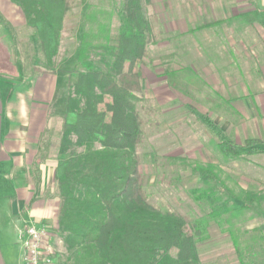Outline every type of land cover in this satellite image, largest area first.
Here are the masks:
<instances>
[{
    "label": "trees",
    "instance_id": "obj_1",
    "mask_svg": "<svg viewBox=\"0 0 264 264\" xmlns=\"http://www.w3.org/2000/svg\"><path fill=\"white\" fill-rule=\"evenodd\" d=\"M14 1L23 27L37 39L40 56L31 68L54 72L70 66L63 69L68 92L55 149L59 201L53 231L47 226L62 242L63 264H206L200 245L209 237V226L222 222L238 263L264 264L263 196L254 188L236 194L212 165L190 164L188 177L205 185L190 190L198 214L150 199L149 176L140 169L137 149L145 140L144 114L151 113L143 105L145 59L149 46L162 39V30L147 14L151 0H120L114 6L119 26L113 32L108 24L92 32L86 21L76 31L66 28L76 0ZM84 16L93 23L94 16ZM66 32L74 41L77 37L75 54L65 58ZM200 118L210 139H218L217 153L223 158L242 159L247 147L253 148L254 140L238 145L207 114ZM248 214L260 225L238 229L233 219Z\"/></svg>",
    "mask_w": 264,
    "mask_h": 264
},
{
    "label": "crops",
    "instance_id": "obj_2",
    "mask_svg": "<svg viewBox=\"0 0 264 264\" xmlns=\"http://www.w3.org/2000/svg\"><path fill=\"white\" fill-rule=\"evenodd\" d=\"M203 5L210 16L201 29L191 27L195 19L186 13L183 26L176 18L174 72L184 70L179 79L192 89H206V103L213 107L207 115L226 137L238 145L254 140V150L264 155V0L222 3L224 18L211 0L193 7ZM231 21H237V34ZM24 23L14 0H0V39L10 50L3 52L5 59L0 53V264H21L27 226L55 224L52 127L56 117H63L67 95L62 99L60 91L68 78L31 68L27 50L37 46V39ZM187 39L197 48L183 47ZM252 180L256 187L264 185L261 178Z\"/></svg>",
    "mask_w": 264,
    "mask_h": 264
},
{
    "label": "rangeland",
    "instance_id": "obj_3",
    "mask_svg": "<svg viewBox=\"0 0 264 264\" xmlns=\"http://www.w3.org/2000/svg\"><path fill=\"white\" fill-rule=\"evenodd\" d=\"M119 1L76 0L77 7L67 16L65 27L76 31L77 24L86 21L88 27L92 28V32H95L99 25L107 26V24L108 26L110 25V30L113 32L119 26L116 13L114 12V6ZM198 1L202 2V0H151L150 6H147V14L151 16V21L156 22V27L162 30V39L149 46V59H145L147 66L143 68V105L151 113L144 114L146 118L143 124L145 140L137 149L143 161L140 169L149 176V187H147V190L150 193L151 201L156 205L172 207L182 213L198 214L200 212L199 206L195 201V194L191 192H193L195 187H205V185L195 183L194 179L196 176L188 177L189 167L187 165L205 164L212 165V169L217 172L222 180L229 184L234 193L244 195L251 188L253 191L254 188L258 197L262 194L263 198L262 200L260 199V202L262 209H264V185L261 184L255 188L252 180L253 177L264 180V155L251 147H247L248 151H245L242 159H225L217 153L216 143L218 139L214 136L210 139L211 137L208 136L205 124L200 118L201 114L208 113L207 108H213L206 103L204 97L206 89H192L189 82L179 79L185 73L184 70L174 72L175 68H173V65L176 60L174 51L177 42H179L177 41L178 36L175 37V34H177L174 33L175 28L173 29L174 24L177 23L176 18L179 17V26H183L186 22L182 13H186L189 19H195V24L191 27L195 26L196 28L210 16L206 14V6L193 7ZM211 1L217 8L215 10L220 18H224V11L221 9L222 3L233 4L238 2V0ZM191 2L194 4L192 5ZM86 13L89 18L94 16V19H92L93 23H90L85 16L82 18ZM236 23L237 21H231L230 29H234L233 31L237 34L238 25ZM223 26H225V23ZM3 32L1 31V34ZM204 33L205 31H202V36H204ZM4 34L6 33L4 32ZM4 34L2 35L5 36ZM69 36H71V39ZM74 37L75 41L71 32L65 33L62 47V52L65 48L63 54L65 58L75 54L77 36L74 34ZM3 41L0 39V42H2L0 43V53L2 58L5 59L6 56L3 52H10V50L8 44ZM182 42L185 48H197L195 40L187 39V41L185 40L184 42L183 40ZM27 51L28 60L33 65L36 62V58L40 56L38 47L36 45L35 47L31 46ZM64 66L65 68L63 69L65 71L70 67L69 63L64 64ZM63 69L59 71L60 74H64L68 78ZM187 75L190 77L188 73ZM174 81L175 84L173 86L172 82ZM67 89L68 87L64 83L60 91L62 99L67 95ZM190 106H192L193 110L189 108ZM62 108H64V104L61 110ZM56 109L58 110L59 108L56 107ZM53 122L52 131L57 142V130H59L61 122L60 117H56ZM173 156L174 158L176 157L174 162L168 158ZM251 184L253 186H250ZM259 187L261 188L259 189ZM51 199L55 203L53 211L56 215L59 199L55 188ZM249 217L250 215L248 214L240 218L241 220L237 218L233 220L240 230L242 228L251 229L252 226L260 224L261 221L264 222V218L261 221L258 219L257 223V219L250 220ZM50 220H52V216ZM44 225L48 227L54 226V224H49V222ZM227 228L228 225L225 222H222L220 226L217 224L209 226V237L200 245L201 258L206 264H239L233 244L227 233ZM49 229L52 230V228ZM49 240L55 252V264H63L66 256L61 240L56 234H52Z\"/></svg>",
    "mask_w": 264,
    "mask_h": 264
},
{
    "label": "built area",
    "instance_id": "obj_4",
    "mask_svg": "<svg viewBox=\"0 0 264 264\" xmlns=\"http://www.w3.org/2000/svg\"><path fill=\"white\" fill-rule=\"evenodd\" d=\"M21 264H55L49 231L44 224H31L24 230Z\"/></svg>",
    "mask_w": 264,
    "mask_h": 264
}]
</instances>
